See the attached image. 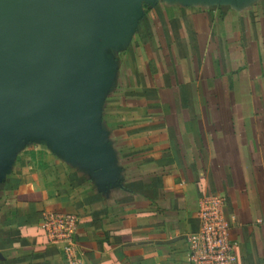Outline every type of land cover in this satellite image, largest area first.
<instances>
[{"label":"crops","instance_id":"obj_1","mask_svg":"<svg viewBox=\"0 0 264 264\" xmlns=\"http://www.w3.org/2000/svg\"><path fill=\"white\" fill-rule=\"evenodd\" d=\"M242 9L220 14L221 28L200 44L174 17L167 67L150 30L151 44L137 46L130 68L116 57L130 53L137 28L106 47L110 82L88 121L101 166L34 126L7 129L0 264H68L41 228L45 211L77 218V264H188L187 237L199 228L208 194L227 200L238 264H264V50L245 32L259 23L264 42V17L254 22ZM144 49L147 59L138 55ZM227 55L247 67L233 82L224 76ZM158 66L164 70L155 77Z\"/></svg>","mask_w":264,"mask_h":264},{"label":"water","instance_id":"obj_2","mask_svg":"<svg viewBox=\"0 0 264 264\" xmlns=\"http://www.w3.org/2000/svg\"><path fill=\"white\" fill-rule=\"evenodd\" d=\"M158 1L0 0V154L7 129L34 126L101 166L88 121L110 82L105 49L126 42L143 4Z\"/></svg>","mask_w":264,"mask_h":264},{"label":"rangeland","instance_id":"obj_3","mask_svg":"<svg viewBox=\"0 0 264 264\" xmlns=\"http://www.w3.org/2000/svg\"><path fill=\"white\" fill-rule=\"evenodd\" d=\"M249 2L247 5L243 6V3L245 2ZM190 5V4H189ZM238 6V9H237ZM250 6V9H247V7ZM170 7V8H169ZM246 8L245 14H246V18H248L249 16L252 18V20H254L257 18H261L259 17L260 15H263L264 17V0H242V1H238V0H210L207 1L206 4H201V6H187V5H183V4H176V5H172V6H167L164 3V0H159L155 5L153 4H147L144 3L143 7H142V13L144 14L143 18H141L137 23V31L135 32V38L136 41H132L131 43H129V47H128V51H130V53H126L124 55H120V57H116L118 58L120 61L123 62V66L125 68H130L133 66V57L135 58V51L137 50V46H143V48H145L144 46H147L148 44H151V35L149 33H145V30H150L152 32H154V35L156 36V38H154V44L156 45V51L159 52V55L161 56V61H160V65L162 67H167L168 63L170 62L171 56H170V51L168 50V39L166 37V34H168L169 30L172 28H174L175 26L177 27L178 22H173V18H181L179 23L181 24L180 27H182L183 29V34H184V30L189 29V27L192 29V34H194V37L196 36V39H198L199 44L203 43V41H206V35H208V32H211V38H214L215 32L217 30H219V28H221L219 22L220 20H216L218 18L222 19L223 16L225 14H235V13H239V12H243L242 8ZM248 12L250 13V15L248 16ZM222 14V15H220ZM244 14V13H243ZM221 17H220V16ZM183 17H185L187 19V21L183 20ZM224 19V18H223ZM216 20V21H215ZM218 21V23H217ZM186 22V23H185ZM172 23V24H170ZM264 25V24H263ZM139 28V31H138ZM233 28L235 29L236 27L233 26ZM264 29V28H263ZM244 30V29H243ZM251 30V31H250ZM250 30L247 29V31H245L246 33H253V36L255 35V37L257 38V40H259L258 42L256 41V49L258 48H262L264 50V42L262 41L263 37L261 36V27L259 25V23H257L256 27L253 26V28L251 27ZM149 31V32H150ZM242 32V35L245 33ZM151 33V32H150ZM264 34V33H263ZM148 35V36H147ZM208 39V38H207ZM202 40V41H201ZM204 41V43H205ZM146 49H144L143 51H138V55H140V57H145V59H147V53L145 51ZM153 52V51H152ZM151 52V54H152ZM108 53L113 54L114 56H116L113 52H111L110 50L108 51ZM155 54H157L156 52H154ZM263 59H264V54H262ZM228 59V61H227ZM258 63V61H257ZM234 63L230 60L229 55H227V57L224 59V76L226 77L227 82H233V79H235V77H238L239 75H241L243 73L244 70L247 69L246 68H242L244 66H239V63L234 64L235 67H232L231 65H233ZM187 65V64H186ZM190 65V64H189ZM230 65V67H229ZM161 66H158L156 68V74L155 77H158L161 73H163V70L161 68ZM179 70L180 72L183 71V68H181V65L179 64ZM183 66V65H182ZM246 66V64H245ZM257 67L253 70V74H258L260 75L259 69H258V65H256ZM186 67V71H188L190 69V66H185ZM130 71V70H129ZM232 71V72H231ZM190 72L193 74V77H197V73L199 72V70H197V68H193V70H190ZM245 73V71H244ZM200 75V73H199ZM156 79V78H155ZM257 88L259 89V91H261L262 89V85H257ZM231 86H229V91L231 90ZM261 102V101H259ZM259 104V103H258ZM264 103H260V106L263 107Z\"/></svg>","mask_w":264,"mask_h":264},{"label":"built area","instance_id":"obj_4","mask_svg":"<svg viewBox=\"0 0 264 264\" xmlns=\"http://www.w3.org/2000/svg\"><path fill=\"white\" fill-rule=\"evenodd\" d=\"M225 196L208 194L201 199L199 228L188 235V264H238L237 245L231 239V223ZM41 228L59 248L68 264L78 263V222L71 214L45 211Z\"/></svg>","mask_w":264,"mask_h":264}]
</instances>
